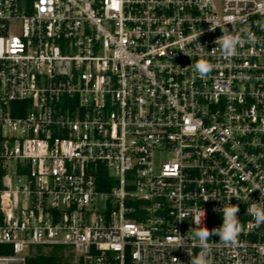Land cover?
<instances>
[{
  "label": "built area",
  "instance_id": "1",
  "mask_svg": "<svg viewBox=\"0 0 264 264\" xmlns=\"http://www.w3.org/2000/svg\"><path fill=\"white\" fill-rule=\"evenodd\" d=\"M259 19L264 0H0V264H36L38 245L190 264L194 221L219 227L229 202L242 233L212 236L208 264H264L247 213L264 204V44L215 43L217 22L264 35Z\"/></svg>",
  "mask_w": 264,
  "mask_h": 264
},
{
  "label": "clouds",
  "instance_id": "2",
  "mask_svg": "<svg viewBox=\"0 0 264 264\" xmlns=\"http://www.w3.org/2000/svg\"><path fill=\"white\" fill-rule=\"evenodd\" d=\"M254 23L255 27H257L261 32H264V19H259ZM216 27L221 28L222 35L216 38L215 43L220 48L222 54L227 58L237 56L239 46L244 43H248L250 45L264 44V35H257L255 32L251 31L250 28H245L241 31H230L227 26L222 25L219 22H217ZM215 28L211 29L214 30ZM200 35L201 32L198 34V37ZM181 51L191 57L190 53L185 52L184 50ZM191 67L194 74L199 78H206L213 70L214 65L209 60L200 58L197 62L192 64ZM256 189H260L262 193L261 198H264V189ZM219 211L222 213V224L219 227L209 230L206 226H203V219H197L194 221L197 227L194 228L195 231L190 237L188 236V239L198 241L201 251L198 254L190 255V264H208V255L210 252L208 241L212 236H218L219 241L225 245L237 244L238 238L243 230L241 221L238 217V213L240 211L239 206L229 202ZM247 213L251 215L257 227L264 225V204H261L260 202L251 203L247 208ZM182 245L183 244L179 245V247ZM173 259L177 262V264H179L175 257H173Z\"/></svg>",
  "mask_w": 264,
  "mask_h": 264
},
{
  "label": "trees",
  "instance_id": "3",
  "mask_svg": "<svg viewBox=\"0 0 264 264\" xmlns=\"http://www.w3.org/2000/svg\"><path fill=\"white\" fill-rule=\"evenodd\" d=\"M64 259V254L61 251H52L47 255H41L36 264H63L65 263ZM32 264H35V262L32 261Z\"/></svg>",
  "mask_w": 264,
  "mask_h": 264
},
{
  "label": "rangeland",
  "instance_id": "4",
  "mask_svg": "<svg viewBox=\"0 0 264 264\" xmlns=\"http://www.w3.org/2000/svg\"><path fill=\"white\" fill-rule=\"evenodd\" d=\"M35 250H37V252L39 254H44L45 251L46 252H52V251H61L63 254H75L74 250L72 247H69V246H54L53 250H50V248L48 246H42V245H38V246H34L33 247Z\"/></svg>",
  "mask_w": 264,
  "mask_h": 264
}]
</instances>
